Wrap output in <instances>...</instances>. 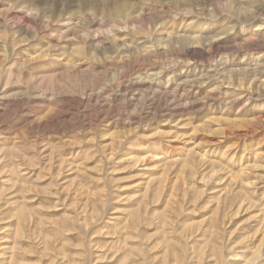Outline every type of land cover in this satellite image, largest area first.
<instances>
[{"label": "rangeland", "instance_id": "1", "mask_svg": "<svg viewBox=\"0 0 264 264\" xmlns=\"http://www.w3.org/2000/svg\"><path fill=\"white\" fill-rule=\"evenodd\" d=\"M0 264H264V0H0Z\"/></svg>", "mask_w": 264, "mask_h": 264}, {"label": "bare ground", "instance_id": "2", "mask_svg": "<svg viewBox=\"0 0 264 264\" xmlns=\"http://www.w3.org/2000/svg\"><path fill=\"white\" fill-rule=\"evenodd\" d=\"M118 1V0H117ZM121 7H122V5H120ZM262 64V63H261ZM250 76V75H249ZM260 83V79L258 78V77H256V76H254L252 79H251V81H250V83H249V87L250 88H252V87H254V86H257L258 84ZM238 95H239V93H238ZM233 98V97H232ZM236 100V99H235ZM231 101V100H230ZM4 239V238H3ZM6 247V246H5ZM7 249V248H6Z\"/></svg>", "mask_w": 264, "mask_h": 264}]
</instances>
